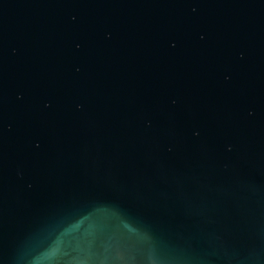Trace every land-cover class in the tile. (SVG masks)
<instances>
[{
  "label": "water",
  "instance_id": "water-1",
  "mask_svg": "<svg viewBox=\"0 0 264 264\" xmlns=\"http://www.w3.org/2000/svg\"><path fill=\"white\" fill-rule=\"evenodd\" d=\"M0 264H264V0H0Z\"/></svg>",
  "mask_w": 264,
  "mask_h": 264
}]
</instances>
